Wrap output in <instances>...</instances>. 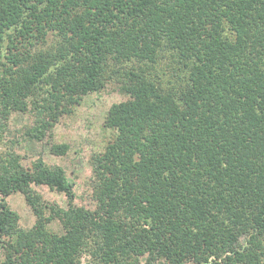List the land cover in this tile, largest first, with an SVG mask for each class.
I'll return each instance as SVG.
<instances>
[{"label":"trees","instance_id":"trees-1","mask_svg":"<svg viewBox=\"0 0 264 264\" xmlns=\"http://www.w3.org/2000/svg\"><path fill=\"white\" fill-rule=\"evenodd\" d=\"M126 62L94 208L62 166L0 151V264H264V0H0V132L29 112L23 135L43 140Z\"/></svg>","mask_w":264,"mask_h":264},{"label":"rangeland","instance_id":"rangeland-1","mask_svg":"<svg viewBox=\"0 0 264 264\" xmlns=\"http://www.w3.org/2000/svg\"><path fill=\"white\" fill-rule=\"evenodd\" d=\"M50 37L51 35L48 38V45L51 43ZM127 64L130 63H115L109 66L108 72L104 75V87L83 95L79 103L59 117L43 140H30L23 135L24 129L32 122L31 113H12L7 127L0 132V151L7 147L12 148L19 155L24 166H30L38 156L49 164L62 166L67 176L75 182L73 202L76 205L94 208L95 180L91 158L92 154L102 152L105 145L114 137L115 131L105 125V117L112 103L126 98L119 90L118 76L122 74L116 71ZM53 143L67 144L66 153L61 155L52 153L50 146ZM33 187L44 201L66 206L67 197L64 193L49 189L45 185ZM7 201L10 208L18 213V224L21 228H30L35 223L36 216L21 192L12 193L7 197ZM48 227L56 232L62 231L58 220L51 221ZM140 264L163 263L161 261L148 263L144 255L140 258Z\"/></svg>","mask_w":264,"mask_h":264}]
</instances>
